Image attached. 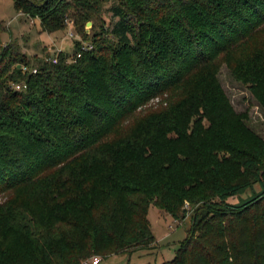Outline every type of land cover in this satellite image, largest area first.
Segmentation results:
<instances>
[{
	"label": "trees",
	"instance_id": "1",
	"mask_svg": "<svg viewBox=\"0 0 264 264\" xmlns=\"http://www.w3.org/2000/svg\"><path fill=\"white\" fill-rule=\"evenodd\" d=\"M13 1L94 49L57 64L0 50V264L150 251L151 205L193 210L162 264H264V138L218 77L226 65L264 110V0Z\"/></svg>",
	"mask_w": 264,
	"mask_h": 264
},
{
	"label": "rangeland",
	"instance_id": "2",
	"mask_svg": "<svg viewBox=\"0 0 264 264\" xmlns=\"http://www.w3.org/2000/svg\"><path fill=\"white\" fill-rule=\"evenodd\" d=\"M32 1L40 3L43 0ZM116 3L117 0H109L105 8ZM104 18L105 27H109L112 22L111 13H105ZM86 31L88 34H92L93 25L87 24ZM70 32L77 33L75 25L72 29L68 24L66 29L51 34L42 32L39 18H32L18 12L13 0H0V50L8 44H13L22 54L27 55L28 60L33 64L44 61L48 56H51L52 59L59 53L73 56L81 43L91 41L86 40L79 33L77 34L80 39H71L68 36ZM218 77L235 110L248 112V126L264 138V110L251 93L249 86L237 81L226 65L222 66ZM157 101H153L152 105ZM262 190L263 185L258 183L254 188L242 194L241 199H248ZM232 200L236 203L240 201L239 198ZM187 210V218L178 221L171 213L161 210L156 205H151L149 220L156 238L155 248L150 251L143 249L113 254L108 258H101L100 264H162L172 261L188 237L192 226L193 210L189 206L186 207Z\"/></svg>",
	"mask_w": 264,
	"mask_h": 264
},
{
	"label": "built area",
	"instance_id": "3",
	"mask_svg": "<svg viewBox=\"0 0 264 264\" xmlns=\"http://www.w3.org/2000/svg\"><path fill=\"white\" fill-rule=\"evenodd\" d=\"M68 24L71 26L72 29L74 28V23L71 20L70 21L67 20V25ZM68 36L71 39H80V36L77 33L74 34L73 32H70L68 34ZM93 49H94V44L92 42L81 43V45L77 49L75 55H73V57H72L73 59H70V60L80 59L85 52L92 51ZM58 57H59V54L57 56H55L54 58L50 59V61L53 62L54 64H57L58 63ZM21 69L23 70L24 73H32V74H37L38 73V68L37 67L30 68L28 66L21 65ZM12 86H13V88L16 91H20L22 89L27 88V85H23V84H13ZM101 261L102 260H101L100 257H95L92 260L86 262L85 264H100Z\"/></svg>",
	"mask_w": 264,
	"mask_h": 264
},
{
	"label": "water",
	"instance_id": "4",
	"mask_svg": "<svg viewBox=\"0 0 264 264\" xmlns=\"http://www.w3.org/2000/svg\"><path fill=\"white\" fill-rule=\"evenodd\" d=\"M88 25H89V26H91V25H92V23H88ZM19 68L21 69V66H19Z\"/></svg>",
	"mask_w": 264,
	"mask_h": 264
}]
</instances>
